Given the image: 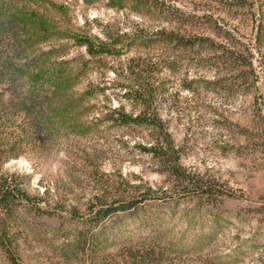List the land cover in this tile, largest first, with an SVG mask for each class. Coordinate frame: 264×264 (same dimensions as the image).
<instances>
[{"label":"rangeland","instance_id":"rangeland-1","mask_svg":"<svg viewBox=\"0 0 264 264\" xmlns=\"http://www.w3.org/2000/svg\"><path fill=\"white\" fill-rule=\"evenodd\" d=\"M167 33L202 41L181 49ZM10 60L33 72L0 74L12 149L0 177L39 203L5 218L0 264H13L7 253L15 264H125L116 255L141 241L164 253L158 264H264V0H0V67ZM145 70L181 169L222 194L180 195L140 149L145 132L113 120L110 110L131 111L122 87ZM141 195L135 209L86 221L95 199Z\"/></svg>","mask_w":264,"mask_h":264},{"label":"trees","instance_id":"trees-1","mask_svg":"<svg viewBox=\"0 0 264 264\" xmlns=\"http://www.w3.org/2000/svg\"><path fill=\"white\" fill-rule=\"evenodd\" d=\"M164 37L168 44H173L178 48L188 50L195 48V46L199 47L202 41L201 38H184L173 33H167ZM15 40L16 37H14V42H16ZM15 44L16 43H14L10 50L12 54L11 58L20 59L23 54L22 51H19L17 47H15ZM228 54V60L231 64L235 63L246 67L251 66V61L249 62V59H246V61L245 59H241L242 57L238 53L230 51ZM11 60L9 63L5 62L2 64L0 67V74L9 77H19L21 79L31 76L33 67H31L29 63H24L19 66L12 63ZM6 61H9V59ZM133 71L134 70L132 69L130 73L133 74ZM142 71L134 73L136 77L134 84L122 87V90L124 91L122 97L130 103L132 107L131 111L129 113L124 112V107L120 105L117 108L110 110L111 116L115 117L113 120L120 126L131 131L138 129L139 131L145 132V138L147 141L144 146L140 147V149L149 155L151 159L156 161L161 168V172L174 176L178 184L177 188L181 190V192H184L179 193L180 195L193 194L210 197L214 194H222V186L219 183L208 180L200 175L187 174L181 169L179 165L178 150L175 148L166 122L161 118L155 106L159 88L152 80L151 74L153 71L150 70L147 72L145 70V73ZM254 79H257L256 76ZM1 120L2 115L0 112V122ZM11 150L10 146L5 147L3 139L0 136V157L1 155L5 156L2 162L12 158ZM11 182L13 183L12 179L8 180L5 177H0V216H4L0 217V227L3 226L5 218L8 217L15 208H23L24 210L27 207L31 208L35 206L36 203L38 206L39 203L38 201L36 203L30 202L24 193L21 190H18L16 185H12ZM147 192H150L149 188L147 189ZM171 196L173 195H167V197ZM148 197L149 195L147 198ZM144 199H146V196L141 195L140 197H135L128 201H122L121 199L115 200L110 204L95 199L97 201L88 206L89 216L86 221L91 226H99L106 218L116 213L135 209L137 204ZM84 244L93 247L94 238L89 237L85 240ZM7 254L10 261L15 264L13 256L10 255V253ZM163 254L164 253L161 250H157V247L141 241L131 244L116 256H121L125 259V264H158L159 260L164 256ZM108 264H113V262Z\"/></svg>","mask_w":264,"mask_h":264}]
</instances>
